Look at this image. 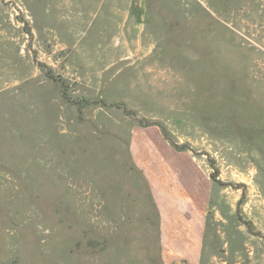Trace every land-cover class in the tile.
Wrapping results in <instances>:
<instances>
[{"label": "rangeland", "instance_id": "rangeland-1", "mask_svg": "<svg viewBox=\"0 0 264 264\" xmlns=\"http://www.w3.org/2000/svg\"><path fill=\"white\" fill-rule=\"evenodd\" d=\"M142 153L264 264V0H0V264H167Z\"/></svg>", "mask_w": 264, "mask_h": 264}, {"label": "crops", "instance_id": "crops-1", "mask_svg": "<svg viewBox=\"0 0 264 264\" xmlns=\"http://www.w3.org/2000/svg\"><path fill=\"white\" fill-rule=\"evenodd\" d=\"M185 157L144 153L135 157L158 211L161 257L167 264H200L206 228V200L200 187L186 177ZM182 165H179V163ZM189 165V166H188ZM205 199V200H204ZM204 200V201H203Z\"/></svg>", "mask_w": 264, "mask_h": 264}, {"label": "trees", "instance_id": "trees-1", "mask_svg": "<svg viewBox=\"0 0 264 264\" xmlns=\"http://www.w3.org/2000/svg\"><path fill=\"white\" fill-rule=\"evenodd\" d=\"M214 178V177H213ZM215 179V178H214Z\"/></svg>", "mask_w": 264, "mask_h": 264}]
</instances>
